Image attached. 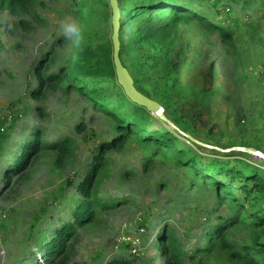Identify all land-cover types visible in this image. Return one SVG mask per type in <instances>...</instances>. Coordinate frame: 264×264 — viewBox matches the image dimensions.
<instances>
[{"label": "rangeland", "instance_id": "obj_1", "mask_svg": "<svg viewBox=\"0 0 264 264\" xmlns=\"http://www.w3.org/2000/svg\"><path fill=\"white\" fill-rule=\"evenodd\" d=\"M37 1L36 19L0 10V208L7 213L0 225V264H47L44 253L35 261L32 250L42 252L54 230L72 221L71 210L78 197L75 187L96 155L97 146L110 141L114 133L111 119L76 91L51 86L39 100L30 96L36 87L33 68L43 54L49 51L53 56L49 73L68 64L73 55L68 51L69 41L58 30L59 21L65 16L78 21L79 0ZM126 9L124 3L122 15ZM252 11L257 14L258 9L253 6ZM90 13L89 10L88 17ZM94 13L92 24L83 23L81 27L83 37L93 47L107 45L112 32L110 8L105 9L104 17L100 10ZM141 28L150 30L148 25ZM237 29L236 54L227 53L215 36L195 26L179 25L172 47L174 53L182 49L181 56L173 57L180 65L177 79L182 91L201 87L211 90L207 97L191 93L175 103L177 115L193 131L175 125L162 108L159 115L147 111L150 123L146 126L149 131L164 129L172 133L177 138L175 147L188 150L186 158L201 154L207 158L205 163L215 159L229 167L237 165L236 160H245L264 171V153L256 146L264 145V32L252 34L241 26ZM149 62L145 59V64ZM141 69L134 75L136 86L152 91L154 96L156 71ZM168 77L173 79L175 74ZM107 80L90 79L84 83L105 95L117 93L115 82ZM34 130H40L47 143L63 137L72 139V156L58 167L56 152L44 150L32 160L22 178L13 176L5 187L4 169L15 154L19 155V147ZM140 147L133 142L107 155L108 177L99 186L98 195L100 199L126 202L99 215L96 222L76 227L69 242L72 250L67 264H107L117 257L129 264H165L168 256H162L158 244L164 225L173 229L178 246L186 254L185 264H201L190 257L204 244L207 228L217 218L228 217L231 210L215 199L209 184L202 185L198 178L190 188L191 173L183 167L176 168L171 159L153 156L154 164H146L151 167L143 171L145 154ZM126 230L142 239L138 257L130 255L125 243L115 244V238ZM244 236L242 231L236 233L237 239Z\"/></svg>", "mask_w": 264, "mask_h": 264}, {"label": "trees", "instance_id": "obj_2", "mask_svg": "<svg viewBox=\"0 0 264 264\" xmlns=\"http://www.w3.org/2000/svg\"><path fill=\"white\" fill-rule=\"evenodd\" d=\"M37 0H0V10L7 11L15 17L31 15L37 18L35 8ZM100 2V3H99ZM258 2V3H256ZM118 0L120 8V60L133 78L134 87L146 97L159 103L160 108L168 113L172 122L180 128L193 131V127L183 122L175 111V103L179 97L191 93L197 97H207L211 89L198 88L191 92H183L178 81L180 65L173 57L182 55L179 48L173 52L172 44L176 38L180 24L195 26L200 32L215 36L227 53H238L236 44L240 26L248 32L258 34L264 32V0ZM127 6L122 15V6ZM121 6V7H120ZM253 6L258 9L253 14ZM108 2L99 0L78 1V22L87 26L96 18L94 10L104 11ZM91 11L90 16L87 13ZM126 18V19H125ZM156 24L151 25L152 21ZM110 21V20H109ZM19 24L24 22L18 21ZM127 25L130 28H127ZM141 25L150 26V30H143ZM134 27H137L134 30ZM82 30V28H81ZM74 57V58H73ZM145 59L150 62L145 64ZM69 63L57 72L49 73L53 62L51 52L43 54L33 68L36 87L30 96L39 100L45 90L51 86H61L66 92L73 90L85 96L98 111L108 116L112 123L113 138L102 142L96 148V155L90 160L88 168L81 181L76 185L78 197L71 210L72 221L62 223L56 228L47 241L42 252L34 248L32 258L36 261L44 253L47 264H67L72 250L69 243L76 232V227H84L97 221V217L111 209H116L124 201L116 199H100L98 188L108 177L107 155L122 151L133 142L140 144L145 156L143 157V171H147L146 164H154L153 156H162L173 161L176 168L183 167L191 173L189 186L193 188L195 178L201 180L213 189L214 197L219 203H226L231 214L215 220V224L207 228L204 244L197 247L194 256L201 264L222 262L230 264H264V171L260 166L245 160H236L237 165L219 160H207L201 154H192L186 158L187 149L175 147L177 138L167 130L149 131L146 124L150 123V115L146 109L131 103L117 84L112 61L111 40L107 45L93 47L84 39L79 50L69 57ZM128 64L130 67L125 66ZM139 68L155 70L154 96L146 88L139 89L134 75ZM164 70V72L162 71ZM211 67V71H212ZM161 73V74H160ZM175 74L169 79L168 75ZM108 79L113 80L117 93L104 94L100 89L88 87L84 81ZM162 92L158 93V90ZM114 104V105H113ZM113 105L114 109H111ZM127 106H131L128 108ZM125 108L127 111H123ZM42 114V113H41ZM80 127H78L79 129ZM83 128L80 129V131ZM193 133V132H192ZM264 153V145L256 144ZM74 141L63 137L52 143L42 140L40 130H34L31 138L19 147V155L12 158L10 165L2 173L5 187H8L13 176L22 178L34 158L44 150L56 152L55 165L63 166L72 156ZM243 155V154H242ZM264 164V163H263ZM225 179H222V177ZM242 231L244 238L237 239L236 233ZM158 244L162 256H168L165 264H185L186 254L178 246L174 231L164 225L158 235ZM200 256V257H199ZM199 257V258H198ZM107 264H129L123 258H115Z\"/></svg>", "mask_w": 264, "mask_h": 264}, {"label": "water", "instance_id": "obj_3", "mask_svg": "<svg viewBox=\"0 0 264 264\" xmlns=\"http://www.w3.org/2000/svg\"><path fill=\"white\" fill-rule=\"evenodd\" d=\"M111 12V45L112 61L115 70V76L118 85L122 88L126 97L134 104L143 107L149 113L161 114L162 109L159 103L146 97L134 87L133 80L128 70L123 66L120 60V8L118 0H107Z\"/></svg>", "mask_w": 264, "mask_h": 264}, {"label": "clouds", "instance_id": "obj_4", "mask_svg": "<svg viewBox=\"0 0 264 264\" xmlns=\"http://www.w3.org/2000/svg\"><path fill=\"white\" fill-rule=\"evenodd\" d=\"M58 30L65 40L69 41L68 51L70 53L80 49L84 37L79 22L74 17L65 16L61 19L58 24Z\"/></svg>", "mask_w": 264, "mask_h": 264}, {"label": "built area", "instance_id": "obj_5", "mask_svg": "<svg viewBox=\"0 0 264 264\" xmlns=\"http://www.w3.org/2000/svg\"><path fill=\"white\" fill-rule=\"evenodd\" d=\"M10 119V117H8ZM7 218V213L0 208V225ZM143 226V225H141ZM125 243L129 246V253L131 256L138 257L141 253L142 239L139 236H135L130 233V231H125V233L120 234L115 238V244Z\"/></svg>", "mask_w": 264, "mask_h": 264}]
</instances>
